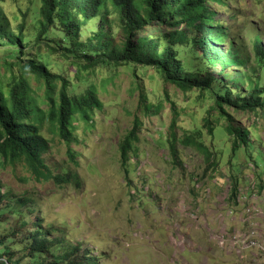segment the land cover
I'll list each match as a JSON object with an SVG mask.
<instances>
[{
	"label": "rangeland",
	"instance_id": "rangeland-1",
	"mask_svg": "<svg viewBox=\"0 0 264 264\" xmlns=\"http://www.w3.org/2000/svg\"><path fill=\"white\" fill-rule=\"evenodd\" d=\"M231 2L236 3L232 5L237 10L232 7L233 13H229L219 8L215 20L225 23L234 39L245 47L250 67L251 40L259 34L264 43V0ZM37 7V0H4L2 11L8 29L16 36L24 23L29 36L31 14ZM97 26L98 20H93L83 27L78 45L87 46ZM151 34L153 31H149ZM113 35L118 41L119 33L113 31ZM7 50V43L0 40V63ZM51 60L56 62L55 70L74 83V68L62 57ZM2 75L4 66L0 64ZM235 75L240 78L241 72L225 76L226 84L231 85ZM82 79L77 92L93 86L102 103L90 127L76 118L69 143L51 131L46 121L41 129L48 141L43 162L50 176L77 175L79 185L35 178L22 163H0V180L12 197L7 203L17 208L16 200H29L22 204V214L31 210L29 220L41 219L52 238L63 236L82 251L88 250L95 259L91 264H259L255 251L237 255L231 248H221L220 242L233 231L242 234L251 227L264 229V111H228L249 136L248 146L233 154L222 125L215 126L214 139L203 130L210 102L197 100L196 92L185 94L164 86L154 70L102 66ZM140 92L151 107L146 116L136 111ZM174 114L178 139L184 133L202 131L203 143L218 162L216 172H204V157L194 148L177 142L178 155H171L166 141ZM135 116L141 120V129L132 150L136 154L129 155L134 162L128 163L125 176L119 144L131 130ZM232 175L238 176L242 191H248L244 205H257L263 214L261 218L252 214L251 226L240 221L244 206L239 200L236 206L228 203ZM15 241L14 260L35 264L24 251L23 238Z\"/></svg>",
	"mask_w": 264,
	"mask_h": 264
},
{
	"label": "trees",
	"instance_id": "trees-1",
	"mask_svg": "<svg viewBox=\"0 0 264 264\" xmlns=\"http://www.w3.org/2000/svg\"><path fill=\"white\" fill-rule=\"evenodd\" d=\"M3 1L0 0V40L7 43L9 50L0 63L5 73L0 76L2 165L22 163L35 178H51L57 184L78 186L77 175L50 176L43 162L48 141L41 129L46 121L51 131L69 143L76 118L90 127L94 115L102 110V103L93 86L82 92H77V88L82 85L84 74L102 66L151 69L164 86H173L185 94L198 93L197 100L209 101L212 105L206 109L207 117L203 119L207 136L214 139L215 126L222 125L233 154L248 146L247 129L228 111L241 114L264 111V43L259 34L251 40L252 61L248 67L249 54L245 47L234 39L225 23L215 20L217 9L233 13L231 8L235 2L37 0L38 7L31 14L32 33L28 36L23 23L15 36L5 23ZM93 20H98V26L88 45H78L83 34L80 30ZM113 31L119 33L118 41H114ZM149 31L153 34L149 35ZM52 57H62L74 68V83L55 70ZM234 71L241 72V77L235 75L231 85L226 84L223 78ZM133 76L136 77L134 72ZM136 111L144 116L151 112L142 92ZM159 111L157 107L156 113ZM176 117L174 114L171 119L166 141L171 155L174 158L178 155L177 142L185 148H194L204 157V172L211 169L216 172L218 162L213 159V151L203 143L202 131L184 133L178 139ZM140 129L141 120L135 116L131 130L119 144V160L125 176L128 163L134 162L129 155L136 154L132 150ZM237 177L230 178L232 184L227 198L235 206ZM128 183L132 182L128 180ZM10 195L0 180V264H18L12 250L16 249L15 239L19 236L23 238L26 255L35 264H91L94 258L88 250L82 251L79 245L71 244L63 236L52 238L41 219L29 220L31 210L22 214V204L29 200H16L18 207L14 208L7 203L12 198Z\"/></svg>",
	"mask_w": 264,
	"mask_h": 264
},
{
	"label": "built area",
	"instance_id": "built-area-1",
	"mask_svg": "<svg viewBox=\"0 0 264 264\" xmlns=\"http://www.w3.org/2000/svg\"><path fill=\"white\" fill-rule=\"evenodd\" d=\"M254 188V187H252ZM247 189V188H246ZM237 203L238 200L241 205H243V211L240 213V221H244L245 223L250 225V217L252 214H255L257 218H261L263 215L261 210L257 207V205L250 207V205H244V200L246 199L247 192L242 191L241 187L237 190ZM244 220H242V218ZM221 248L234 250L237 255H240L241 252L250 250L255 251L257 254L256 261H259V264H264V229L258 227H251L246 231L242 232V234L233 231L231 234H228L227 237L220 242Z\"/></svg>",
	"mask_w": 264,
	"mask_h": 264
},
{
	"label": "clouds",
	"instance_id": "clouds-1",
	"mask_svg": "<svg viewBox=\"0 0 264 264\" xmlns=\"http://www.w3.org/2000/svg\"><path fill=\"white\" fill-rule=\"evenodd\" d=\"M252 168H253V170H255V168H254L253 166H252ZM258 191H259V190H258ZM262 191H264V189H263ZM262 191H261V192H262Z\"/></svg>",
	"mask_w": 264,
	"mask_h": 264
},
{
	"label": "crops",
	"instance_id": "crops-1",
	"mask_svg": "<svg viewBox=\"0 0 264 264\" xmlns=\"http://www.w3.org/2000/svg\"><path fill=\"white\" fill-rule=\"evenodd\" d=\"M263 197V196H262ZM229 255H231V254H229Z\"/></svg>",
	"mask_w": 264,
	"mask_h": 264
}]
</instances>
